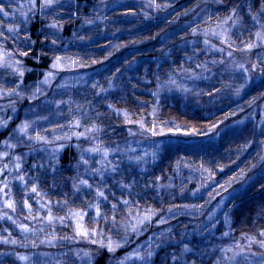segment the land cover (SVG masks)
Instances as JSON below:
<instances>
[{
  "label": "trees",
  "instance_id": "16d2710c",
  "mask_svg": "<svg viewBox=\"0 0 264 264\" xmlns=\"http://www.w3.org/2000/svg\"><path fill=\"white\" fill-rule=\"evenodd\" d=\"M21 2L27 3V0H21ZM157 2L156 0H61V3L66 5L65 8L58 7L50 17V11L43 15L37 13L31 17L26 31L20 32L18 39L9 38L5 41L3 37H0V50L8 52L10 57L19 59L24 70L22 78L13 75L12 70L5 73L4 71H8V69H0V76L1 79L4 77L5 83L12 81L20 83L22 81V86L25 87L42 84L45 74L49 72L52 75L55 74V82L69 77L70 75L67 74H91L93 78L87 76L85 79V82L89 81L88 84L91 86L89 90L84 85L69 84L63 87L61 83L60 87L57 85L49 87L48 91L50 92L39 97L36 103L33 102L37 104L42 99L46 101V97L50 96V99L52 94L61 90L63 93L60 96L64 100L66 99L68 109H72L73 112H81L85 108L84 110L92 113V121L101 130L95 132L94 135H89V139L101 135L100 133L106 134L104 141L98 144L102 149L114 148L121 141L122 144L117 148L118 151L127 150L135 154L132 155L133 157H137V148L135 147L139 144L141 149L143 145L148 146L141 153L144 159H141L139 164L138 161L128 164L124 159L123 161L111 160L119 165V171L106 181L107 192L111 193L115 191L114 189L122 190L120 187L122 183L128 185V191L130 194L134 192V195L127 198L130 201L128 208H123L124 205L118 203L121 201L119 197L112 201V198L109 197V202L105 203L107 208L111 209V204L115 203L118 205L117 213L121 214L140 203L147 208L151 199H155L156 203L154 204H157L158 208H162L160 213L152 214V219L148 221L145 232L132 235L124 246L120 247V253L126 254L130 249L148 240L151 244V249L148 252H156L153 254L155 261L159 258L165 264H180L181 261L187 262V264H216V261L223 257V253L220 251L222 248L233 247L237 242L239 244L246 242L245 237H248L254 228L264 230V181L254 185L246 193L228 199L226 205L221 207L218 212L214 209L223 203L224 193L212 190V186L217 180L212 179V176L203 178L201 171L192 170L182 164L180 158H182L183 152L181 150H185V147L194 151L206 149L207 139L211 138V134L206 136L207 125L220 123L213 129L214 132L220 126L226 128L229 125H236L240 121L241 114H237L227 116L222 122L220 118L224 114H228V107L211 108L207 104L208 99L213 94L223 95L226 99L239 95L236 91H234L235 94H232L228 89H217L220 87L218 84L216 87H208V85L206 87L205 67L198 68L197 65H190L191 68H181L182 71L188 73L193 70L192 74L199 77L196 79V88L199 90L197 102L192 103L193 100L188 97L184 98L179 93L158 92L161 85L168 80L170 72H174L172 75H175V79L181 76L182 72L178 71L180 65L188 62V58L191 56L190 48L195 39L201 41V38L193 33V29L200 24L199 14L205 9V0H177V2L166 6L165 9H161ZM249 2L251 0H222V2L220 0L213 9L227 12L237 4ZM148 4L150 7L147 8ZM187 4H192L187 11H178L180 5ZM258 7L257 3L256 7L252 9L253 12ZM69 8L71 13H74L73 15L69 14ZM54 14L57 15L54 16ZM245 17L248 16L245 15ZM48 18L52 20H48ZM53 21H57L60 27L49 28L48 25ZM17 23H19V19ZM166 32L167 34H165ZM25 36L30 37V40H26ZM52 40H55L56 43L53 44ZM256 51H232V56H226L224 62L229 60V62H237V65L243 64L249 69L247 75L250 77L254 75L251 65L256 63L254 56ZM23 52H28V55H21ZM64 53L75 55L74 57L84 62L82 67L77 65L63 68V70H55L52 67L54 58ZM176 54L177 56L174 57ZM199 58L202 59L199 65L205 66V53H199ZM94 60L96 63L93 62ZM173 60H175V65H171L169 72L170 63ZM218 66L224 67L225 64L218 63ZM75 67H78L77 71ZM113 67L118 72L122 71L124 76L110 90V85L105 77L111 74L110 71ZM206 77L209 80L211 74ZM253 80H247V82L244 80L243 85L249 84L250 86ZM51 82L53 84L54 81ZM246 88L248 89V86ZM245 93L242 92L238 98L244 97ZM15 99L11 101L17 102L18 100ZM263 101L264 90L255 101L252 107L253 113H250V115L252 114L251 119L249 118L247 121L253 120V123L256 124L261 120L263 115L259 108ZM5 102L8 101L0 98V105ZM34 103H30V105ZM20 105L24 106V104ZM17 112L20 113V111ZM15 121L0 131V152L2 143L10 136V129L15 125ZM142 123L159 126L162 132L153 135L154 132L150 130L152 135H149V138L153 140L148 143L140 142L138 140L143 138L140 136L142 133L140 124ZM164 125H166V129L161 128ZM68 126L71 125L68 124ZM69 129L71 131L73 128ZM173 130H185L190 135L183 134L182 137L180 134L173 135ZM180 133L182 132L180 131ZM87 140L88 138L84 139L83 137L79 140L71 138L54 161H44L33 153L22 165V172H29L28 176L44 177L42 190L46 192L38 189L42 194L40 196L46 194L47 199H51L56 193H64L63 205L58 209L59 214L77 196L72 194L73 183H78L77 178L81 176L76 175L75 171L81 153L80 149L90 147ZM256 146V140H252L250 145L243 149L241 157L239 156L235 160L230 159L232 163L230 160L224 161L225 167L221 173H227L236 163H240L242 158L250 156ZM24 149L18 148L14 152L21 153ZM154 150H157L158 156L152 159L150 153ZM11 156L14 155L11 154ZM11 156L0 160V166L7 163V159L11 160ZM195 157L197 162H205V155ZM33 164H43L44 168L33 170L31 168ZM201 164L203 165V163ZM144 166L146 170L145 168L135 169ZM214 166L215 162L213 161L211 167ZM82 167L80 166V168ZM53 168L56 169L55 172H53ZM3 176L0 180L7 178L10 181L9 186H13V183L20 185L19 181L11 179V171L5 170ZM140 176L141 178H139ZM244 179L247 181L250 178ZM0 185L2 186V184ZM185 185H188L189 188H186ZM235 188L240 189V185ZM200 189H203L205 195L212 194L214 197L205 199V202L202 199H189ZM85 192L88 193L86 189ZM156 192L161 196L156 197ZM115 193L118 194L116 191ZM91 195L94 198L95 192L93 191ZM31 196H34L33 199L38 198L34 193ZM134 199H141L140 203L135 202ZM65 200L68 201L67 205L64 204ZM200 202L204 206L203 211L192 217L168 213L169 209L175 211L188 203H193L194 205L191 206L198 207ZM33 204L36 205L37 201H33ZM166 214L169 216L163 218ZM34 216L37 217V214ZM166 218L167 221H164L161 226L159 225L163 231L158 233L157 237L151 235L149 238L150 233L158 228V222ZM35 220H39V217ZM31 221L34 219L31 218ZM116 224L109 220L105 228L109 229ZM66 225H70L68 220ZM67 232L68 229L64 228V233ZM224 233H228V235H224ZM185 244L188 245L191 252L185 253L182 257L181 253ZM106 253L103 251L93 264H108L109 259L105 255ZM174 254L178 258L175 262L172 259ZM227 255H232V253L229 252Z\"/></svg>",
  "mask_w": 264,
  "mask_h": 264
},
{
  "label": "rangeland",
  "instance_id": "374dc122",
  "mask_svg": "<svg viewBox=\"0 0 264 264\" xmlns=\"http://www.w3.org/2000/svg\"><path fill=\"white\" fill-rule=\"evenodd\" d=\"M146 1V0H144ZM155 1V0H153ZM158 1L157 3L160 4L161 9H165L166 6H169L171 3L177 2V0H156ZM220 0H205V9L201 11L199 14L200 16V24L195 28L197 34V37L201 38V41H197L200 39H195L194 43L191 46V56L188 58L187 63H183V65H180V72H182L181 76L178 79H175V75L173 76L172 74L174 72H170L171 65H175V60L170 63L169 66V74H168V80L166 83H163L161 87L158 89V92L160 91L161 93H171V94H180L184 98H189L193 100L192 103L197 102L198 100V94L197 92L199 91L198 88H196V79L191 78L193 76V70L191 73L182 71L181 68H191L190 65H198L200 64V60L198 59V54H203L205 53V67L208 69L207 71L205 70V85L207 87H216L218 84L220 87L217 89H228L230 90L232 94H235L234 91L237 89H241L240 94L243 92L245 94L244 97L238 98L239 96H235L234 98H225L223 95H217L213 94L211 98L208 99L207 104L211 108H217V107H228L229 112L228 114H224L220 120L223 122V120L227 116H234L237 114H241L240 116V121L236 123V125L233 126H227L226 128H223L220 126V128L216 129L213 132L212 128V123L210 125L206 126L205 131H207L206 136L211 134V138L207 139V147L205 150L201 151H194L190 150L188 147H185V150H181L183 152L182 158L180 160L182 161V164L187 166L188 168L197 169L202 172L201 176L203 178H206L207 176H212V179L217 180L214 185L212 186V190L216 192H223L224 193V200L223 203L219 206H217L215 211L220 212L221 207L225 206L228 199H232L238 195L246 193L251 187L254 185H258L263 183L264 181V165H261L259 163L260 157L264 156V101L261 103L262 106L259 108L262 112V118L259 122L256 124L253 123L252 121H247L249 118L251 119L250 113H253L252 107L254 106L255 101L257 98L263 93L264 90V74H261L260 69H257L254 71V75L250 76V79L248 81L251 82L252 85L248 86V89L246 85H243V82L245 79V74L243 70L238 69L236 67L237 62H233L229 60H226L224 62L225 66L224 67H219L218 63L221 60H225L226 56H228L229 51H238L240 49L244 48V44L248 42H252L253 37H251L247 32H244L243 35H241L242 29L240 28L239 25L233 27L231 21H229L227 24H224L223 21L224 19L229 15V11L223 12L222 10H215L213 9L216 7V3H218ZM192 4H187V5H180V9L178 10L179 12L187 11L188 8L191 7ZM150 7V5H147V8ZM58 7L56 8V10ZM55 10V11H56ZM181 10V11H180ZM52 13L50 11L49 17L52 16ZM55 13V12H54ZM243 15V13H241ZM57 14H54V16ZM48 20H52L51 18H48ZM244 21L246 24L249 26L251 25L250 18L244 16ZM92 29V27H91ZM225 29H227L226 35L229 36V41L228 43H222V37L219 35V33L223 32ZM93 30V29H92ZM92 30H90L92 32ZM257 29L253 28L252 31H256ZM213 32H216L217 35H213ZM167 34V32L165 33ZM166 37V36H165ZM164 37V38H165ZM168 38V36H167ZM205 40L208 41V44H205ZM197 43V44H196ZM229 44H232V48H229ZM223 48L224 51L220 52L219 49ZM18 49V48H16ZM181 49V46H180ZM175 51V49H174ZM257 52L264 53V49H257L256 53L254 54L255 60L257 62ZM110 53V52H108ZM0 54L4 55V59L9 62H15L19 59L10 57L9 53L0 50ZM75 55H72L70 53L68 54H59L54 58V61L56 60L57 57L61 58V62L55 70H63L66 68H71L72 66H80L82 67V64L84 62H81L80 59L77 57H74ZM177 54L174 56L176 57ZM180 57L182 56L179 55ZM96 61V60H94ZM213 61H216L217 63H213ZM96 63V62H95ZM177 64V63H176ZM15 66V65H13ZM196 69V68H195ZM75 70H78V67H75ZM11 69H8L6 72H10ZM90 73V72H89ZM111 74L106 75L105 80L110 85V90L115 87V84L120 82L122 76H124L123 72H118L117 70H114V67L110 71ZM185 73V74H184ZM211 74V78L208 80L206 77L207 75ZM70 75L67 78H63L62 80H58L55 82V74L52 75L49 78V83L48 84H40L37 86H22L20 91H21V96L17 97L15 95L11 97L5 96L2 99H5V102L0 105V119H7L8 116H11L12 119L8 122V125L11 123L16 122L14 126L11 127L10 129V136L5 140L9 143L12 144H17L16 137L19 135L18 132L15 130L17 127L24 121V120H29V121H35L33 124V128L36 130L40 131L42 135L48 136L50 140L54 139L52 133L53 130H55V134L57 137H63L65 135L71 136L72 138H76L73 133H85L88 137L87 143L88 145L93 146L96 144H99L100 142L104 141V138L106 137V134H102L95 136V139H89V135H94V133H88L86 132V129L91 128L94 124V121H92V113L87 112L86 110L83 109V111L79 112H73L72 109L67 108V101L66 99L64 100L60 95L63 93L61 90L56 92L55 94L50 93L51 98L49 99L50 96L46 97V101L42 99L40 103H36V100L39 99V97L45 95L48 91L49 87L51 86H58L60 87L61 83L63 84V87L68 86L69 84H74L76 85H84V87L89 90L91 86L85 82L86 77H92L91 74H67ZM11 76V75H10ZM9 76V77H10ZM167 77V76H166ZM170 78V79H169ZM18 80V79H17ZM174 80L176 81L175 84H172L171 81ZM51 81H54L53 84ZM255 81V82H254ZM18 82V81H17ZM91 82V81H90ZM243 85V88L241 86ZM14 84L11 82L5 83L4 77L1 79L0 76V87L4 88H11L13 87ZM104 86V85H103ZM101 86V87H103ZM40 88V92L36 94L34 97L32 94L33 92L36 91V88ZM199 87V84H198ZM53 88V87H52ZM186 88L189 91L185 92L182 89ZM60 92V93H59ZM157 92V91H156ZM16 98V99H15ZM18 100L12 101L14 102V107L16 108L15 112L11 111V106H10V101L11 100ZM25 99V100H24ZM238 99V100H237ZM241 99V100H240ZM24 100V101H23ZM35 101V103L33 102ZM20 102V103H18ZM30 103H34L30 105ZM24 104V106L20 105ZM230 105V107H229ZM259 105V104H258ZM257 105V106H258ZM17 107H20L17 109ZM95 108V107H94ZM8 111V112H6ZM17 111H20L17 112ZM8 113L6 116L4 114ZM17 114H20V116H17ZM47 119H43V118ZM80 122L79 127H74L75 121ZM218 122H216V125ZM70 124L71 126H68ZM143 127H141L142 133L140 136L143 138L139 139L138 141L143 142L146 141H152V138H149L150 130L159 134L162 131L160 130L159 126H153L149 124L142 123ZM215 124V123H214ZM58 125L62 127H58ZM167 125V124H166ZM166 125L161 126L162 129H166ZM141 126V124H140ZM170 127L169 125H167ZM73 128L71 131H69V128ZM5 128L0 127V131L4 130ZM170 129V128H169ZM168 129V130H169ZM178 129V128H177ZM167 130V131H168ZM256 130V131H255ZM180 131L182 133H180ZM173 135L175 134H180V137L184 135H190V133H186L185 130H173L172 131ZM213 133V134H212ZM30 135H35V131L30 130L29 132ZM192 134V133H191ZM139 136V137H140ZM213 136V138H212ZM252 140H256V149L250 156H247L246 158H242L240 163H236L235 166H233L227 173L223 174L221 173L224 171V161H228L230 159H236L241 157L243 154V149L248 147L251 143ZM5 141L2 143V148L1 152L8 151L10 154L16 156V155H21L23 156V160L21 161L22 165L25 164L28 160V157H30L33 153L36 154V156H40L39 158H42L44 161H54V159H50L49 153L51 151L52 147H58L59 144H64L69 140H63L59 139L56 140V142L51 145V146H46V145H41V144H36L35 142H29L27 141L26 138H24V143L22 144H17V147L14 149H6L4 144ZM35 144V145H34ZM121 141H119L118 146L116 147H111L108 148L110 150V154L108 159L113 160V159H118L119 161L124 159L128 164L133 162V161H139L141 159H144L143 155H141L142 152H144L148 146L143 145L142 149L140 148V144L137 145L135 148H137V157H133L130 151H124L122 152L121 150L118 151V147L121 145ZM150 144V143H149ZM41 147L47 148V151H39ZM18 148H25L23 152L17 153L14 152V150ZM31 149H35V151H32ZM84 148L80 149L82 151ZM189 149V150H188ZM142 150V151H140ZM158 150V149H157ZM157 150L154 152L152 151L151 157L154 159L156 156H158ZM62 149L56 154V157L59 156L60 152ZM205 153V154H204ZM197 155H205V162H197V158L195 156ZM85 158H88V154H85ZM95 159H100V156L97 155ZM215 162V166L212 168L211 167V162ZM231 161V160H230ZM7 163L9 164V170H11V179H14V176L17 175L13 163L11 160L7 159ZM91 163V161H90ZM203 163V165L201 164ZM232 163V161H231ZM122 164V163H121ZM252 164H256L257 167L254 169H251V171H248V169L251 167ZM230 165V164H229ZM80 166L83 165H78L77 169L75 171L76 175H80L84 179H89V183H92L95 186L96 181L89 178L85 172H84V166L80 168ZM97 166V165H94ZM227 166V165H226ZM146 167H136V170L142 169ZM241 170L246 171V179L250 178L249 180H243L239 183L235 182L233 180L234 177H237ZM28 173L26 174V180H29L32 177H36L34 175L28 176ZM143 173V172H142ZM145 174V172H144ZM143 174V175H144ZM4 175V174H3ZM0 175V178H3L4 176ZM139 175V173H138ZM77 178V177H76ZM109 177L107 180L111 179ZM141 178V176L139 177ZM5 179V178H4ZM42 177L38 183V189H41L42 192H46L43 189V184H42ZM184 179V178H183ZM143 181V179H141ZM233 181L231 185L229 186L228 182ZM138 182V179H137ZM16 183V182H15ZM190 185V184H189ZM221 185H224V188L221 187ZM237 185H240V189H236ZM31 186L32 182H29L27 184V188H23L21 185H14L9 186V189H5V191L10 190V198L13 199L14 201L17 202V211L13 213L10 209H7L4 207L3 201L4 199H8L9 197H5L3 193H0V211L2 212H7L9 215L13 216V219L17 221V223H24L29 226L30 229H34L33 232H28V233H21L20 229L13 225L11 221H8L7 219L5 220H0V237H8L9 232H11V237L9 239H16L18 243L16 245H13L11 243L9 244H3L0 243V264H32L34 260L39 258L40 264H49V261L52 262V264H56V261H59L60 264H88L87 258H84L83 260L80 259L79 257L75 256V252H79L80 256H83L84 252H89L92 254L93 260L92 264L99 257V255L103 252L106 251L107 253L105 254L108 256V264H119L121 260L124 261V264H145L143 260L137 259L136 254L139 253L140 256H145V253L148 252L149 249H151V244L150 241L146 240L143 241L141 245L136 246L133 249H130L126 254H121L119 248H117L114 252L109 253L106 248H100L99 247V241L103 239V242L107 244V239L106 237L111 236L113 241H119L121 243V247L124 246V244L130 239L132 235H139L141 232H145L147 229L148 221L152 219V214L158 212L160 213L162 208H158L155 199L150 200L149 206L147 208L140 203L141 199H134L135 202L140 203L138 206H133L131 207V214L129 213V210L124 212V213H117L111 211L110 208H107V204H102L101 205V211L103 216H106L108 218V221H112V217L115 216V218L118 220L116 221V225L106 229L105 226L108 223H105L103 219H100L98 221H93V217L95 216V209L88 207L90 203H95L94 198L91 194L86 193L85 189L84 191H80L79 193H76V197L73 199V202H69V204L62 210L61 214L60 211H58L59 208H61V205H63V196L64 193H56L54 194V197L51 199H47V195L44 194V196H36L38 197L37 199H33L31 196ZM192 186V184H191ZM195 186V185H194ZM0 187H3V185ZM186 188H189L188 185H185ZM239 187V186H238ZM227 189V190H225ZM74 190V189H73ZM113 191L115 193L114 198L121 199V201L124 199H127L129 196L131 197L134 195V192L128 191L127 188H123L122 190H116ZM19 191V192H18ZM25 192H27V198L29 204L32 206V212L29 214L27 209H23L22 204H23V199L25 197ZM35 194V193H34ZM74 194V191L72 192ZM42 195V194H41ZM156 197L161 196L159 193L156 192ZM136 197L138 195H135ZM233 196V197H232ZM111 197V196H110ZM155 197V196H154ZM214 196L211 194L205 195V192L203 189H200L198 193H194L189 199H202L205 202V199H212ZM49 198V197H48ZM111 201L114 199L111 197ZM41 199V200H40ZM182 199H187V198H182ZM33 201H37V204H33ZM39 201V203H38ZM202 201V203H204ZM51 202V203H49ZM120 202V201H119ZM200 202V206L193 207L191 205H194L193 203L188 205H182L180 209H176L175 211H169L168 213H175L177 215H182V216H189L192 217L196 213H200L203 211L202 204ZM44 204L45 207L41 208L40 205ZM59 204V206H58ZM122 205V203H121ZM127 207L128 206H123ZM149 207V208H148ZM180 207V206H179ZM51 208L52 215L54 217H60V216H66V214L69 212V209L72 210H83L84 212L87 213V215L84 218V225L86 228L89 229H96L99 232L103 233V237L101 236H90L88 238H77L76 241L72 240H57L55 246H50L48 244H41V241L45 240L46 237H49L53 229L55 230V235L57 237H64V236H73V229L75 226V220L74 219H66L64 221V224L62 225L59 220H54L53 224L50 226L48 225L47 221L45 219H42L48 215V209ZM41 209V211H40ZM59 212V213H58ZM37 214V217H39V220L31 221V215ZM174 215V214H171ZM145 216H149L150 218L145 220L143 224H137V217L143 218ZM169 215L163 216V218L168 217ZM220 216V215H219ZM25 217H29L28 219H25ZM120 218V221H119ZM68 220V224L66 225V221ZM164 221H167V218L158 222L157 224V229L150 233L149 238L151 235L156 236L158 233H161L163 231V228H159V225L164 224ZM136 224L137 225V230L135 232L132 231L131 225ZM229 224V223H228ZM64 228L68 229L67 233H64ZM4 229H8V231H4ZM40 229H43L41 231ZM262 231V229H253L250 232V235L248 237L253 238V243L251 245V248L249 249L248 247H245V252H256L259 254V252L264 251V249H261L259 247V241L264 240V237L259 236V232ZM24 236L28 237V240H24ZM92 239H95L98 241L97 244H92L90 241ZM155 239V238H153ZM35 240L38 247L33 248L31 246L30 241ZM21 243H26L27 247H22ZM249 244L248 239L246 242L241 243V246H247ZM7 255H3V254ZM41 253H46L48 255L46 256H40L39 254ZM63 253H68L67 256H64ZM156 252L154 251L153 254ZM185 254L182 255L184 257ZM18 256H28L29 260H20ZM125 257H128L125 259ZM154 255L148 260V264H165L160 261L158 258L156 261L154 260ZM239 259V258H238ZM187 264V262L185 263Z\"/></svg>",
  "mask_w": 264,
  "mask_h": 264
},
{
  "label": "snow or ice",
  "instance_id": "6c2138e0",
  "mask_svg": "<svg viewBox=\"0 0 264 264\" xmlns=\"http://www.w3.org/2000/svg\"><path fill=\"white\" fill-rule=\"evenodd\" d=\"M222 2V0H221ZM257 3L259 4V7L255 12H253V8L256 7ZM65 8L66 5L61 3V0H27V3H22L21 0H0V37H3V39L6 41L9 38H12L13 40H16L19 38V34L21 31H26V26L29 23L31 17H34L37 13L43 15L46 12H55L56 8ZM247 10L246 12L244 10ZM243 13V15L241 14ZM31 14V15H30ZM69 14L73 15L74 13H71V10L69 8ZM248 16L251 21V25L249 26L248 24L245 23L244 21V16ZM19 19V23H17V20ZM229 21H231L233 27L239 25L240 28L242 29L241 35L244 34V32H247L251 37H253L252 42H248L244 44V48L240 49L241 51H247V52H252L253 50L257 49H264V0H251L249 3L245 4H237L236 7H232L229 9V15L224 19L223 23L227 24ZM90 23V21H89ZM49 28L52 29H57L60 27L59 23L57 21H53L51 24L48 25ZM255 28L257 29L256 31H252V29ZM227 29H225L223 32L219 33V35L222 37L221 42L222 43H228L229 41V36L226 35ZM196 29H193V33L195 34ZM7 33V35H6ZM213 35H217L216 32H213ZM26 40H30V37L25 36ZM52 43L55 44L56 41L52 40ZM205 44H208V41L205 40ZM229 48H232V44L228 45ZM220 52H223L224 49L221 48L219 49ZM21 55L27 56L28 52H23ZM229 57L232 56V51L228 52ZM61 62V58L57 57L56 60L53 62L52 67L57 68ZM94 63L96 61H93ZM213 63H217L216 61H213ZM220 64H223L224 61L221 60L219 61ZM15 65V66H13ZM196 67H205L204 65H197ZM238 69L243 70L245 74V79L246 82L250 77L247 75L249 72V69L246 68L243 64H238L236 65ZM251 68L253 71L260 69L261 74H264V53L257 52V62L253 63L251 65ZM0 69H11L13 75L22 78L24 76V70L21 66V62L19 60L15 62H9L4 59V55L0 54ZM205 70L207 71L208 69L205 67ZM52 76V73L49 72L45 74V79L42 82L43 84H48L49 83V78ZM191 78L193 79H198L199 77L193 75ZM11 83L14 84L13 87L11 88H4L0 87V98H4L5 96L11 97L13 95L19 97L21 96V87H22V81L20 83H17L15 81H12ZM172 84H175L176 81L172 80ZM95 86V85H94ZM243 88V85L241 86ZM183 91L187 92L189 91L186 88L182 89ZM241 89H237L236 92L239 94ZM40 92V88L37 87L36 91L33 92V96L35 97L36 94ZM155 95V93H153ZM10 106H11V111L15 112L16 108L14 107V102L10 101ZM111 107V106H109ZM12 119L11 116H8L7 119H0V127L7 128L8 127V122ZM43 119H47L46 117ZM35 121H29V120H24L15 130L18 132V136L16 137L17 144H22L24 143V138L27 139L29 142H35L36 144H41V145H46V146H51L53 145L56 140L63 139V140H70L72 137L65 135L63 137H57L55 134V130H53V137L54 139L50 140L48 136L42 135L40 131L36 130L33 128V124ZM74 127H79L80 122L77 120L75 121ZM58 127H62L58 125ZM141 127H143V124H141ZM217 125L213 124L212 128H216ZM30 130L35 131V135H30L29 132ZM101 129H99L97 126L93 125L91 128L86 129V132L88 133H94L98 132ZM73 135L79 140L81 137L84 139H87V135L85 133H73ZM155 135V132L153 133ZM95 139V137H93ZM17 144H12L7 141H5V148L6 149H14L17 147ZM64 144H59L58 147H52L51 151L49 153L50 159H55L56 154L64 148ZM79 147V145H77ZM32 151H35V149H31ZM39 151H47V148L41 147ZM85 154H88V158H85ZM110 154V150L107 148H101L98 144L93 145L88 148H84L80 155H79V160H78V165H83L84 166V172L85 174L96 181L95 186L92 183H89V179H84L82 177H78V183L74 182L73 183V189H74V194L79 193L82 189H86L89 194H91L93 191L95 192L94 196V201L95 203H90L88 207L94 208L95 209V216L92 218L93 221H98L100 219H103L105 223L108 222V218L106 216H103L102 211H101V205L104 203L109 202V197H115V193L107 192L108 185L106 183L107 179L117 173L119 171V165L113 163L111 160L108 159ZM99 155L100 159H95V157ZM11 156L10 152L4 151L0 152V160H4L6 158H9ZM23 160V156L21 155H16V156H11V161L13 163V167L17 173V175L14 176V179L16 181L20 182V185L23 188H27V184L29 182H32L31 186V193H35L37 196H40L41 193L38 191V183L40 181V176L37 175L36 177H32L29 180H26V174L22 172V163L21 161ZM91 161V163H90ZM259 163L261 165H264V156L260 157ZM97 165V166H94ZM256 164H252L251 167L248 169V171H251V169L256 168ZM33 170H39L43 169L44 165L43 164H33L31 166ZM5 170H9V165L8 163H4L2 166H0V175H3ZM11 170H9L10 172ZM56 169L53 168V172H55ZM246 177V171L241 170L240 174L237 177H234L233 180L237 183L241 182L244 178ZM233 181H229L228 184L229 186L231 185ZM115 183V181H114ZM0 184L3 185V187H0V193H3L5 197H9L8 199H4L3 204L4 207L7 209H10L13 213L17 211V202L14 201L13 199L10 198V190L5 191V189H9V184L10 181L7 180V178L0 180ZM54 186V185H53ZM121 189L127 188L128 185L120 184ZM222 188H224V185H221ZM227 190V189H225ZM25 197L23 199V204L22 207L23 209H27L29 214L32 212V206L28 202L27 198V192H25ZM39 203V201H38ZM51 203V202H49ZM68 201L65 200L64 204L67 205ZM118 203H122L124 206H128L130 204V201L125 199L122 200ZM59 206V204H58ZM41 208H44L45 205L41 204ZM118 210V205L113 203L111 204V211L116 212ZM171 211V209H169ZM129 213L131 214V209H129ZM87 215L86 212L83 210H72L69 209V212L66 214V216H60V217H54L52 215L51 208L48 209V215L42 219H45L48 223V225H52L54 220H59L61 224H64V221L66 219H74L75 220V226L73 229V236H64V237H57L55 235V230L53 229L52 234L49 237H46L45 240L41 241V244H48L50 246H55L56 241L59 240H72L76 241L77 238H88L90 236H101L103 237V233L99 232L96 229H89L86 228L83 221L85 216ZM29 217H25V219H28ZM32 219H37V217L32 216ZM149 216H145L142 219L137 217V224H143L145 220L149 219ZM7 219L8 221H11L13 225L18 227L21 231V233H28V232H33L34 229H30L27 224L24 223H17L15 219H13V216L9 215L7 212H2L0 211V220H5ZM113 224L116 223V218L115 216L112 217ZM132 231L135 232L137 230V225L133 224L131 225ZM43 231V229H40ZM4 231H8V229H4ZM224 235H228V233H224ZM259 236L264 237V230L259 232ZM11 237V232H9L8 237H0V243L3 244H13L16 245L18 241L16 239H9ZM248 239L249 244L247 246H241L238 242L233 245V247L229 248H222L220 251L223 253L222 259H218L216 261V264H264V251L259 252L257 254L256 252H245V247H248L249 249L251 248L253 241L252 237H245ZM107 239V244L103 242V239L99 241V247L100 248H106L109 253L114 252L117 248L121 247V243L119 241H113L111 236L106 237ZM24 240L27 241L28 237L24 236ZM92 244H97L98 241L95 239H92L90 241ZM31 246L33 248H37L38 245L35 240L30 241ZM22 247H27L26 243H21ZM259 247L261 249H264V240L259 241ZM235 249V250H234ZM191 252V249L188 247L187 244L183 246L182 253L181 255L185 253ZM231 252L232 255H227V253ZM3 255H7L6 253ZM40 256H46L48 254L46 253H41L39 254ZM64 256H67L68 253H63ZM75 256L79 257L80 259L87 258L88 264H92V254L89 252H84L83 256H80L79 252L74 253ZM153 253L149 251L145 256H140L139 253L136 254L137 259L143 260L145 264H148V260L152 257ZM20 260H29L28 256H18ZM128 257H125L127 259ZM239 258V259H238ZM173 261L175 262L178 258L174 254L172 256ZM32 264H40L39 258L34 260ZM49 264H52L51 261H49ZM56 264H60L59 261H56ZM119 264H124V261L121 260ZM180 264H185L184 261H181Z\"/></svg>",
  "mask_w": 264,
  "mask_h": 264
}]
</instances>
